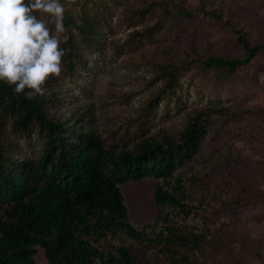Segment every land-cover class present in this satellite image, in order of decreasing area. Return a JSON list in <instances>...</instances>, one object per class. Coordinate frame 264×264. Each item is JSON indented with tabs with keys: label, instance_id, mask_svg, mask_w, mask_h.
Returning a JSON list of instances; mask_svg holds the SVG:
<instances>
[{
	"label": "rangeland",
	"instance_id": "1",
	"mask_svg": "<svg viewBox=\"0 0 264 264\" xmlns=\"http://www.w3.org/2000/svg\"><path fill=\"white\" fill-rule=\"evenodd\" d=\"M82 0H61L65 6ZM97 13L95 39H77L81 60L45 84L58 90L55 111L84 110L107 147H133L142 137H178L190 115L212 104L237 110L234 118L212 115L207 134L195 156L182 168L191 185V201L198 205L177 222L203 227L204 256L212 264H264V50L230 73L190 61L178 73L173 87L159 77L157 62L169 48L187 59L208 52L242 57L243 47L224 21L197 12L200 0H165L170 8L182 5L190 15H168L151 1L88 0ZM247 39L264 42V0H204ZM54 28V25H52ZM61 43L67 32L57 33ZM9 152L36 159L44 140L36 129L29 133L6 124ZM177 171V173H179ZM156 178L143 177L120 184L133 224L152 221ZM126 245L136 264H179L157 252L153 244H140L119 234L110 240ZM191 262L200 264L196 257ZM37 264H49L36 247Z\"/></svg>",
	"mask_w": 264,
	"mask_h": 264
},
{
	"label": "trees",
	"instance_id": "2",
	"mask_svg": "<svg viewBox=\"0 0 264 264\" xmlns=\"http://www.w3.org/2000/svg\"><path fill=\"white\" fill-rule=\"evenodd\" d=\"M88 2L65 6L67 36L61 46L69 68L74 59L81 60L76 40L95 39L97 33V13L90 11ZM150 3L168 15L192 13L182 5L170 8L165 0ZM195 10L230 25L244 55L212 51L187 59L167 48L157 68L168 87H173L178 73L194 59L230 73L264 50V42L247 39L241 27L204 0ZM57 92L50 88L29 98L0 81V264H37V246L49 264H136L126 245L110 241L119 234L140 244H153L157 252L179 264L191 262V257L200 264H212L201 258L206 239L203 227L176 221L178 216L188 218L198 207L191 201L188 177L178 169L198 152L210 117L234 118L237 110L212 104L190 115L177 138L147 135L133 147L112 149L85 125L83 109H49L58 100ZM8 122L14 130L29 133L36 129L41 135L44 146L36 159L7 150ZM143 177L157 179L153 195L158 213L152 221L133 224L120 184Z\"/></svg>",
	"mask_w": 264,
	"mask_h": 264
},
{
	"label": "clouds",
	"instance_id": "3",
	"mask_svg": "<svg viewBox=\"0 0 264 264\" xmlns=\"http://www.w3.org/2000/svg\"><path fill=\"white\" fill-rule=\"evenodd\" d=\"M64 15L61 0H0V81L15 93L43 95L61 73Z\"/></svg>",
	"mask_w": 264,
	"mask_h": 264
}]
</instances>
